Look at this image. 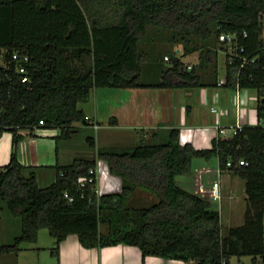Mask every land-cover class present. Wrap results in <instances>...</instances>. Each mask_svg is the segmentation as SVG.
Masks as SVG:
<instances>
[{"label": "trees", "instance_id": "1", "mask_svg": "<svg viewBox=\"0 0 264 264\" xmlns=\"http://www.w3.org/2000/svg\"><path fill=\"white\" fill-rule=\"evenodd\" d=\"M264 0H0V137L12 134L9 162L0 169V201L20 220L12 244L0 241V256H18L23 244H35L46 228L56 248L75 235L83 249L125 245L146 257L192 264H229L232 257H251L264 264ZM147 27L167 30L180 44V57H168L160 80L140 83L138 44ZM236 35L244 56L253 63L239 68L225 57V85L234 91L256 92L257 125H245L230 138H214L208 149L180 142L171 128L150 133L131 147L97 148L112 176L121 180L116 193L79 190L77 180L97 167V160H74L56 166L54 183L40 188L33 169L18 161L22 130H60V140L87 123L79 104L92 92L108 89H199L217 87L199 71L211 64L220 34ZM246 35L244 38L243 35ZM195 52L199 64L187 70L181 57ZM27 81L21 83L19 62ZM42 122L43 125H40ZM87 144L95 148L92 138ZM217 160L223 172L244 181L243 224L223 230L220 213L206 198L182 187L180 178L193 175V162ZM243 160L247 166L239 165ZM230 164L227 167V164ZM181 184V185H180ZM136 189L154 194L157 202L142 209L127 208ZM67 194L72 201L65 198ZM106 227L102 231V227ZM53 254V252H51Z\"/></svg>", "mask_w": 264, "mask_h": 264}, {"label": "crops", "instance_id": "2", "mask_svg": "<svg viewBox=\"0 0 264 264\" xmlns=\"http://www.w3.org/2000/svg\"><path fill=\"white\" fill-rule=\"evenodd\" d=\"M217 80L219 79L217 78ZM207 90H211V92ZM225 90L226 88L223 87L199 89H95L89 99L92 102V107L86 111L79 108L78 105V109L82 110L91 122L98 125L97 129H94L88 122L77 124L75 125L76 133L71 135L68 140H60L61 132L57 129H35L32 133L22 130L19 132L22 139L16 151L18 161L23 166L32 168L36 175L37 184L42 183L44 184L43 188H45L54 183L56 166H68L74 160L94 159V157L84 156L83 152L77 148V144H74L77 141V130L85 132L87 136L90 134L87 129L92 128V137H86L85 143L87 144V138H92L97 149L100 148L101 144H104L100 131L105 127L112 131L116 129L133 131L134 141L131 146L137 144L141 138L140 136L147 140L150 137L148 133L155 130L166 131L177 128L180 131L181 144L189 143L196 149H208L212 140L216 138L217 122L223 127H231L236 123V111L232 102L234 92L231 90L226 92ZM241 96L244 104L240 107L239 121L244 125H257L255 111L257 97L249 98L244 91ZM199 103H207L210 106L209 113L211 117L207 121L195 112ZM212 107H217L221 112V116L217 120L210 112ZM11 149L12 134L4 132L0 137V169L8 164ZM213 165L216 168V159L208 163L203 160H195L193 162V175L197 170ZM193 175L182 181L181 184L189 183L188 186L193 189L195 187ZM240 181L242 180L230 172L222 173L220 216L222 226L224 220H226V228L239 227L243 224L246 195L244 181H242L243 184ZM98 184L100 192L103 194L116 193L121 186L119 182H110V185L103 186L98 181ZM68 239H72L71 236H68L60 244V247L65 245ZM71 241L75 243V250L78 251L80 245L77 238L76 242L75 240ZM85 251L84 256L87 261L91 260L90 264H192L156 257H146L145 260H142L141 252L137 248L125 245L87 249ZM89 255L92 258H89Z\"/></svg>", "mask_w": 264, "mask_h": 264}, {"label": "rangeland", "instance_id": "3", "mask_svg": "<svg viewBox=\"0 0 264 264\" xmlns=\"http://www.w3.org/2000/svg\"><path fill=\"white\" fill-rule=\"evenodd\" d=\"M138 47L141 54L142 69L139 82L144 84H154L160 80V69L165 70L168 67L167 62L164 60L165 56L180 57L183 53V49L180 44H174L171 42V33L169 31L153 27H147L146 37L138 44ZM216 50V54L213 56V62L211 64L203 65L197 70V72L199 71L200 75L202 76V79L206 82L214 79L215 67L218 79L223 78L225 73V55L221 51V46L216 45ZM203 54V52H195L192 55L181 57V62H183V64L187 67L198 66L199 55ZM2 56L3 51H0V64L2 62ZM227 90L230 92L229 89H226L225 91L227 92ZM207 91L211 92V90ZM244 92L249 98L256 97V92L254 90H245ZM91 107L92 102L90 101L85 105L79 104V108L86 111H88ZM209 107L210 106L207 103H199L197 104L198 109L195 110V112L201 115L202 118L206 119L207 121L211 117L209 113ZM87 130L90 131V134L87 136L85 132L77 130V141H75L74 144H77V148L83 152L84 156L87 155L91 158L94 157V159L97 160V173L99 181L101 184H103V186L110 185V182H119V184H121V180L118 177L112 176L109 173L106 163L103 161H98L96 157V148L88 147V145L85 143L86 137H92L91 131H93V129L88 128ZM100 133L101 139L104 142V144L100 145V148L129 147L134 141L133 131L129 130L116 129L112 131L105 127L102 131H100ZM150 133H148V135ZM161 135L166 136V132L161 131ZM140 137L142 138V136ZM80 140H83V143ZM82 144L84 145L83 148ZM210 167L215 168L214 165ZM193 176H195V174ZM184 180L186 179H179L180 182ZM188 185L189 183H186L182 184L181 186L184 188L186 187L185 189H187L190 188ZM38 186L43 188L44 184L39 183ZM192 190L195 192V187ZM156 202L157 198L154 194L141 189H136L126 200L125 206L127 208L142 209L150 207ZM0 206V241L4 245H10L12 244L13 239L20 233V220L16 217H13L8 212L2 201H0ZM213 210H216L220 213V208L217 204L213 205ZM223 223V230H225L227 227L226 220H224ZM105 230L106 227H102V231ZM71 238L72 239H68L65 245L61 247L59 245L58 249L55 250V239L50 236L49 231L46 228L40 229L38 232L37 242L35 244H23V251L18 254V257H15L14 255L0 256V264H90L91 260L87 261L84 256V252H86L85 250L87 249H83L81 246L79 247L77 245L78 251H76L74 246L75 243L71 240H75L76 242L77 237L75 235H71ZM51 252H53V254ZM89 258H92V256L89 255ZM258 261L259 258H257V263ZM229 264H253V261L251 257H242L240 259L232 257L229 260Z\"/></svg>", "mask_w": 264, "mask_h": 264}, {"label": "built area", "instance_id": "4", "mask_svg": "<svg viewBox=\"0 0 264 264\" xmlns=\"http://www.w3.org/2000/svg\"><path fill=\"white\" fill-rule=\"evenodd\" d=\"M261 25L262 29H264V15L261 17ZM243 37L245 38L246 35L244 34ZM262 38H264V33H262ZM218 41L220 44H222L221 51L224 53L225 57H228V63L232 65L236 61H239L240 65L239 68L242 69L246 64L253 63L255 61L254 58H249L244 56V48L239 45L237 36L236 35H230V34H220L218 37ZM12 60L19 62V66L17 68L18 74H20L21 77V83H25L27 81V77L25 76L26 70L23 66V63H26L28 61L27 56H20L17 53H14L12 55ZM164 60L167 62L168 57H164ZM191 66H188L187 69L191 70ZM225 85V79L223 78L219 79L217 82V88H221ZM245 90H240L237 86L235 88L234 96L232 99L233 106L236 111V123L231 127H223L219 125V122L216 123V138H230L236 135L238 132L242 130V128L245 126L239 121V112L240 107L244 104V101L242 99L241 93ZM257 100V99H256ZM210 112L216 117V120L221 116V112L218 110L217 107H212L210 109ZM85 121L88 122L94 129L98 128V125L94 122H91L88 117H85ZM40 125H43L42 122H40ZM239 165L241 166H247V163L243 160L239 162ZM230 164H227V167H229ZM223 171L218 167V163L216 168H201L196 171L195 173V192L202 197L206 198L209 202L212 204H217L220 208L222 196H221V176ZM98 173L97 168L90 169L86 176H82L78 178L77 180V187L79 190L84 191L86 189L94 192V194L99 197L101 192L99 189L98 184ZM65 198H67L70 202L72 199L65 194Z\"/></svg>", "mask_w": 264, "mask_h": 264}]
</instances>
